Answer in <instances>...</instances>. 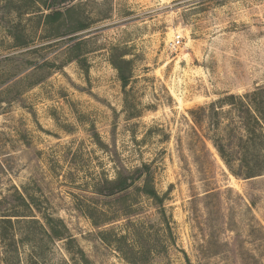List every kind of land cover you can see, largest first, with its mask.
Returning a JSON list of instances; mask_svg holds the SVG:
<instances>
[{
    "label": "rangeland",
    "instance_id": "obj_1",
    "mask_svg": "<svg viewBox=\"0 0 264 264\" xmlns=\"http://www.w3.org/2000/svg\"><path fill=\"white\" fill-rule=\"evenodd\" d=\"M261 86L264 0H0V264H264V145L219 102ZM143 164L165 217L95 192Z\"/></svg>",
    "mask_w": 264,
    "mask_h": 264
},
{
    "label": "trees",
    "instance_id": "obj_2",
    "mask_svg": "<svg viewBox=\"0 0 264 264\" xmlns=\"http://www.w3.org/2000/svg\"><path fill=\"white\" fill-rule=\"evenodd\" d=\"M71 9V7H68L65 12L55 10L53 13L47 14L45 19L49 22H57L64 17V13H69ZM85 27L86 25L83 24H78L77 26L74 25L70 32H75ZM126 54L127 52L121 51V48L115 46L112 48L109 58V62L117 70L118 79L120 80L123 89L126 88L131 78V61L124 58ZM79 62L84 63V60L80 59ZM223 101L231 104L237 111V117L240 119V126L244 131V135H239L238 140L242 142L243 147H245L246 150L252 147L258 150L259 148H262V145H264V86L257 87L252 92L246 93L244 96L229 94L220 99L219 102L221 103ZM213 142L223 160L229 167H232L230 153L223 142V138L218 136ZM244 152L245 151L241 154L243 156L239 159L240 164H243V162L246 161V155ZM138 179H142L140 191L153 200L159 208L161 215L165 217V210L163 208L164 196L160 195L155 189L146 164H143L142 168H138L131 173L116 171L114 178H105L102 181L97 182L94 189L96 193L104 196L120 195V198H123L125 197L124 193ZM2 221H6V219H3ZM58 235L61 234L58 233Z\"/></svg>",
    "mask_w": 264,
    "mask_h": 264
},
{
    "label": "built area",
    "instance_id": "obj_3",
    "mask_svg": "<svg viewBox=\"0 0 264 264\" xmlns=\"http://www.w3.org/2000/svg\"><path fill=\"white\" fill-rule=\"evenodd\" d=\"M181 40H182L181 34L177 33L176 35L173 36L171 45L172 46H178L180 44Z\"/></svg>",
    "mask_w": 264,
    "mask_h": 264
}]
</instances>
